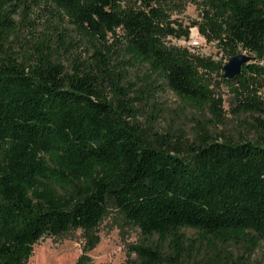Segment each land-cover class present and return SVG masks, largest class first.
<instances>
[{"label": "trees", "instance_id": "16d2710c", "mask_svg": "<svg viewBox=\"0 0 264 264\" xmlns=\"http://www.w3.org/2000/svg\"><path fill=\"white\" fill-rule=\"evenodd\" d=\"M198 1L200 20L184 26L172 19L179 0H45L93 49L68 71L49 34L23 57L12 45L22 31L16 15L39 0H0V264H28L40 240L76 230L86 238L77 264H88L111 203L145 235L170 238L177 255L184 228L224 244L264 240V135L236 143L204 131L186 149L153 140L114 65L116 55L143 60L220 119L218 77L239 111L264 117V0ZM194 27L228 59L246 54L252 63L228 79L223 60L172 43Z\"/></svg>", "mask_w": 264, "mask_h": 264}, {"label": "rangeland", "instance_id": "374dc122", "mask_svg": "<svg viewBox=\"0 0 264 264\" xmlns=\"http://www.w3.org/2000/svg\"><path fill=\"white\" fill-rule=\"evenodd\" d=\"M198 0H179L172 19L184 26L200 20L201 9ZM183 6V7H181ZM22 31L13 37L12 45L21 56L33 53L36 43L43 34H49L54 41L56 60L70 71L76 60L91 61L93 49L88 39L79 34L68 20L61 21L55 8L45 0L30 3L16 15ZM199 33L197 27L191 29L189 39H173L172 43L188 47L193 37ZM63 35L62 37L60 35ZM63 43L66 47H61ZM201 54L223 60L230 59L219 51L215 44L204 42L199 48ZM114 65L124 70L123 85L129 89V98L134 103L137 121L151 139L167 136L174 144L186 149L198 141L204 131L214 138L236 143L258 142L264 135L259 118L251 112L238 110V101L230 85L216 77V94L223 99V117L217 118L209 108H196L172 91L162 75L150 66L131 55L115 57ZM234 87H239L236 83ZM110 96L112 93H109ZM185 236L184 252L177 255L171 247L170 238L158 234L145 235L140 229L128 223L124 215L111 203L105 219L100 224L97 235L99 244L87 253L91 258L88 264H264V240L256 246L244 243L224 244L211 238L205 239L198 230L182 229ZM86 238L81 230L71 231L57 237H46L34 246L28 264H77L85 254ZM137 247H149L157 252L153 262L141 258Z\"/></svg>", "mask_w": 264, "mask_h": 264}, {"label": "water", "instance_id": "95a60500", "mask_svg": "<svg viewBox=\"0 0 264 264\" xmlns=\"http://www.w3.org/2000/svg\"><path fill=\"white\" fill-rule=\"evenodd\" d=\"M252 63V57L246 54H240L230 59L225 65V77L234 79L240 76L243 72V67Z\"/></svg>", "mask_w": 264, "mask_h": 264}, {"label": "built area", "instance_id": "2783aa9c", "mask_svg": "<svg viewBox=\"0 0 264 264\" xmlns=\"http://www.w3.org/2000/svg\"><path fill=\"white\" fill-rule=\"evenodd\" d=\"M204 42H206L205 38L200 33H197V35H195V37H193V40L188 45V48L191 51L196 52L199 48L202 47V44ZM260 94L264 96V91L261 92Z\"/></svg>", "mask_w": 264, "mask_h": 264}]
</instances>
